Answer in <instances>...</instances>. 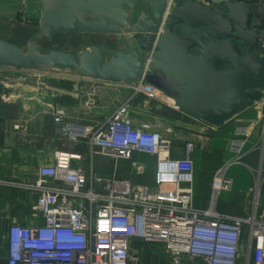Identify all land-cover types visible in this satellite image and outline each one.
Segmentation results:
<instances>
[{"label":"built area","instance_id":"built-area-1","mask_svg":"<svg viewBox=\"0 0 264 264\" xmlns=\"http://www.w3.org/2000/svg\"><path fill=\"white\" fill-rule=\"evenodd\" d=\"M144 67L143 78L131 84L134 92L151 97L164 94L147 83L149 62ZM129 112V106L123 104L106 125L69 123L62 132L69 141L86 145L91 158L109 157L115 164L131 161L135 176H144L149 170L135 156H159L154 185L136 184L117 174L104 179L87 172L82 154L58 152L55 162L40 167L30 183L37 195L34 215L42 217L44 223L27 226L14 222L9 226L8 264H130L132 239L162 245L173 264L189 260L264 264L261 198L244 217L220 214V195L233 187L225 167L214 175L208 208H197L192 159L195 145L187 143L184 158L170 159V141L148 126H133ZM62 116L57 112L54 121L63 124ZM252 130L251 125L236 127L230 144L236 156L230 165L240 163L254 148H247ZM163 150L166 155L161 158Z\"/></svg>","mask_w":264,"mask_h":264},{"label":"crops","instance_id":"crops-1","mask_svg":"<svg viewBox=\"0 0 264 264\" xmlns=\"http://www.w3.org/2000/svg\"><path fill=\"white\" fill-rule=\"evenodd\" d=\"M214 1L217 3L219 0ZM173 5L175 9V3ZM41 11L42 6L36 1L0 0V41L27 50L29 40L37 30ZM93 35L100 37L85 50L97 45L107 50L110 56L121 50L117 46V36ZM41 39L37 43L43 51ZM90 40L82 36L73 37L67 46L74 49L81 45L86 47ZM64 43L59 42L57 46L67 47ZM135 48L131 44L128 49ZM262 102L215 127L180 111L173 98L164 94L156 97L136 94L131 84L82 79L70 69L33 72L0 66V264H8L7 232L12 223L27 226L44 223L42 217L34 215L37 195L30 183L40 167L55 162L58 152L82 154L85 158L83 167L87 172L104 179L119 174L117 166L123 160L115 164L109 157L98 156L100 159L95 168L94 157H90L88 166L90 155L87 146L69 141L62 129L69 123L106 125L123 104L129 106V119L133 126H148L170 141V159L184 158L187 143L195 145L192 159L194 204L197 208H208L214 175L227 167L233 187L221 193L217 211L231 217L248 215L252 210L251 166L230 165L236 156L230 144L236 127L240 125H251L253 129L247 148L259 144V138L264 134V99ZM57 112L62 113L63 124L54 121ZM215 157L217 163L211 165ZM136 158L147 164L148 182L145 183H152L160 157L141 155ZM247 162L254 163L251 159ZM111 166H115L114 173L108 170ZM263 198L264 195L261 199L264 202ZM131 249L133 259L130 264H173L160 244H145L132 239Z\"/></svg>","mask_w":264,"mask_h":264},{"label":"water","instance_id":"water-1","mask_svg":"<svg viewBox=\"0 0 264 264\" xmlns=\"http://www.w3.org/2000/svg\"><path fill=\"white\" fill-rule=\"evenodd\" d=\"M27 1L42 6L40 28L27 50L0 41L1 67L70 69L82 79L134 84L149 62L147 83L215 127L264 99V0H171L172 10L169 0ZM78 32L115 35L121 50L43 53L37 43Z\"/></svg>","mask_w":264,"mask_h":264},{"label":"rangeland","instance_id":"rangeland-1","mask_svg":"<svg viewBox=\"0 0 264 264\" xmlns=\"http://www.w3.org/2000/svg\"><path fill=\"white\" fill-rule=\"evenodd\" d=\"M39 28H40V26L38 24L36 32L39 30ZM77 36L87 37L91 40L88 42V45L86 47L81 45L79 48L74 49L72 47L67 46V43L70 41V39L73 37H77ZM99 37L100 36H97V35L87 34V33H79V32L78 33H54L51 39L43 38L40 40V42L43 44V51H42L43 53H48L51 50H59V51H63V52H69V53L81 55L83 50H85L89 45L95 43ZM59 42H63V43L65 42L64 44L67 47L57 46ZM87 50H89V49H87ZM262 127L263 126L261 124L260 125V131H261ZM135 158H136V156H135ZM88 159L89 160H88L87 164L89 166L91 163L90 156H88ZM99 159H100V157L94 156L93 162H94L95 168H96V163ZM249 159H251L254 163L251 164L250 162H247ZM216 163H217V159L215 157L214 160L211 161V165H215ZM246 164L251 166V167H249V169L251 170V176L253 177L252 178V189L250 192L251 203H252L251 207H253L254 202L258 198L262 199V195H264V134H263V136H261L259 138V144L254 146V148L251 150L250 154L245 156L241 160V162L237 163L236 165H246ZM117 168L120 170L119 174L117 175L118 178H128V179H131L132 182H134L136 184H143L145 182H148V176H146V175L135 176V175L131 174V172H132L131 161H126V160L120 161ZM108 170L111 172L113 171V173H114L115 172V166L108 167ZM153 172H151V173H153ZM150 179H152L151 176H150ZM147 184H149V186H153L154 185V177H153L152 183L150 182ZM263 200H264V198H263ZM261 203H264V202L261 201ZM242 261H243V259H242ZM184 264H205V263L202 260H194V261L189 260V261H185Z\"/></svg>","mask_w":264,"mask_h":264},{"label":"bare ground","instance_id":"bare-ground-1","mask_svg":"<svg viewBox=\"0 0 264 264\" xmlns=\"http://www.w3.org/2000/svg\"><path fill=\"white\" fill-rule=\"evenodd\" d=\"M173 8H174V5L172 4L171 9H173ZM165 155H166V153H165V151L163 150V151L161 152L160 156H161V158H164Z\"/></svg>","mask_w":264,"mask_h":264},{"label":"trees","instance_id":"trees-1","mask_svg":"<svg viewBox=\"0 0 264 264\" xmlns=\"http://www.w3.org/2000/svg\"><path fill=\"white\" fill-rule=\"evenodd\" d=\"M149 171V170H148Z\"/></svg>","mask_w":264,"mask_h":264}]
</instances>
